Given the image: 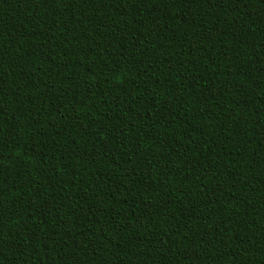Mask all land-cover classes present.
<instances>
[{
    "label": "trees",
    "instance_id": "trees-1",
    "mask_svg": "<svg viewBox=\"0 0 264 264\" xmlns=\"http://www.w3.org/2000/svg\"><path fill=\"white\" fill-rule=\"evenodd\" d=\"M0 264H264V0H0Z\"/></svg>",
    "mask_w": 264,
    "mask_h": 264
}]
</instances>
